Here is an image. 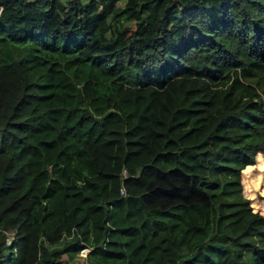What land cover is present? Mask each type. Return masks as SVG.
<instances>
[{"label": "trees", "instance_id": "trees-1", "mask_svg": "<svg viewBox=\"0 0 264 264\" xmlns=\"http://www.w3.org/2000/svg\"><path fill=\"white\" fill-rule=\"evenodd\" d=\"M262 164L264 0H0V264H264Z\"/></svg>", "mask_w": 264, "mask_h": 264}, {"label": "rangeland", "instance_id": "rangeland-1", "mask_svg": "<svg viewBox=\"0 0 264 264\" xmlns=\"http://www.w3.org/2000/svg\"><path fill=\"white\" fill-rule=\"evenodd\" d=\"M246 180L249 188L246 195L249 198H253V204L258 203L259 199H257V197L261 196L263 200H260V203L262 207H264V164L250 170L248 174H246ZM88 252L89 249L82 250L70 264H86L85 257Z\"/></svg>", "mask_w": 264, "mask_h": 264}, {"label": "built area", "instance_id": "built-area-1", "mask_svg": "<svg viewBox=\"0 0 264 264\" xmlns=\"http://www.w3.org/2000/svg\"><path fill=\"white\" fill-rule=\"evenodd\" d=\"M29 1H32V0H29Z\"/></svg>", "mask_w": 264, "mask_h": 264}]
</instances>
